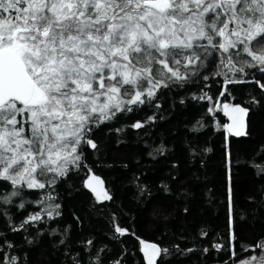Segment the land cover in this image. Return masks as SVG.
<instances>
[{
	"label": "snow or ice",
	"instance_id": "snow-or-ice-1",
	"mask_svg": "<svg viewBox=\"0 0 264 264\" xmlns=\"http://www.w3.org/2000/svg\"><path fill=\"white\" fill-rule=\"evenodd\" d=\"M0 264H264V0H0Z\"/></svg>",
	"mask_w": 264,
	"mask_h": 264
},
{
	"label": "trees",
	"instance_id": "trees-1",
	"mask_svg": "<svg viewBox=\"0 0 264 264\" xmlns=\"http://www.w3.org/2000/svg\"><path fill=\"white\" fill-rule=\"evenodd\" d=\"M219 120H220L221 124H224V123L228 122V118L226 116H224V114L222 112L219 114ZM166 127H171V125H166ZM163 130L164 129H160L159 131H163ZM213 140H215L216 143H217V146H219V135L218 134H217V136L213 137ZM158 142L159 141L157 140V143ZM209 146L211 147L212 145L209 144ZM209 155H213V153H209ZM240 155L243 157L242 153ZM221 223H222V221H221Z\"/></svg>",
	"mask_w": 264,
	"mask_h": 264
},
{
	"label": "rangeland",
	"instance_id": "rangeland-1",
	"mask_svg": "<svg viewBox=\"0 0 264 264\" xmlns=\"http://www.w3.org/2000/svg\"><path fill=\"white\" fill-rule=\"evenodd\" d=\"M223 113V112H222Z\"/></svg>",
	"mask_w": 264,
	"mask_h": 264
}]
</instances>
